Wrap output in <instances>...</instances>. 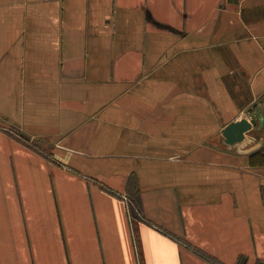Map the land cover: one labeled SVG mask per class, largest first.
I'll return each instance as SVG.
<instances>
[{
    "label": "crops",
    "instance_id": "0c3cea01",
    "mask_svg": "<svg viewBox=\"0 0 264 264\" xmlns=\"http://www.w3.org/2000/svg\"><path fill=\"white\" fill-rule=\"evenodd\" d=\"M262 148L264 0H0V264H264Z\"/></svg>",
    "mask_w": 264,
    "mask_h": 264
},
{
    "label": "water",
    "instance_id": "95a60500",
    "mask_svg": "<svg viewBox=\"0 0 264 264\" xmlns=\"http://www.w3.org/2000/svg\"><path fill=\"white\" fill-rule=\"evenodd\" d=\"M255 121L246 120L242 122H236L231 124L223 131V136L226 138L228 145H234L237 142H241L244 139V134H247L252 127H255Z\"/></svg>",
    "mask_w": 264,
    "mask_h": 264
},
{
    "label": "trees",
    "instance_id": "16d2710c",
    "mask_svg": "<svg viewBox=\"0 0 264 264\" xmlns=\"http://www.w3.org/2000/svg\"><path fill=\"white\" fill-rule=\"evenodd\" d=\"M256 154H258V155H260V156H262L263 158H264V148H262V149H260L259 151H256V153L254 154V155H256ZM264 161V160H263ZM132 209V208H131ZM134 214V213H133Z\"/></svg>",
    "mask_w": 264,
    "mask_h": 264
}]
</instances>
